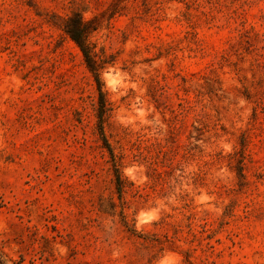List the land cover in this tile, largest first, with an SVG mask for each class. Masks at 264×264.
<instances>
[{"label":"rangeland","instance_id":"obj_1","mask_svg":"<svg viewBox=\"0 0 264 264\" xmlns=\"http://www.w3.org/2000/svg\"><path fill=\"white\" fill-rule=\"evenodd\" d=\"M0 253L264 264V0H0Z\"/></svg>","mask_w":264,"mask_h":264},{"label":"trees","instance_id":"obj_2","mask_svg":"<svg viewBox=\"0 0 264 264\" xmlns=\"http://www.w3.org/2000/svg\"><path fill=\"white\" fill-rule=\"evenodd\" d=\"M63 29L65 33L69 35L79 46L89 69L93 72V74L96 77L98 88L101 94L100 116L103 119V115L106 112V101L103 97V92H102V83H101V78H100V73H99L100 68H99L97 60L95 59V56L93 55L92 47L89 44V37L94 31V28H92L91 22L85 21L81 16L78 15L75 18L65 19ZM100 131H101L102 137L104 138V141H106L105 147L108 149L110 156L112 158V161L114 162V166L117 171L118 189L122 193L123 188H124V181L122 180V177L119 174L118 156L115 154L112 146L107 142V139L104 133V127L102 124L100 125ZM0 264H6L5 260L3 259V254L1 253H0Z\"/></svg>","mask_w":264,"mask_h":264}]
</instances>
